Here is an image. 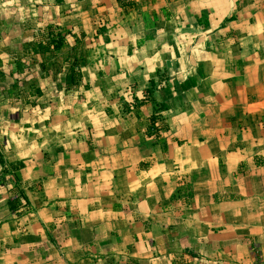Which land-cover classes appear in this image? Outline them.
Masks as SVG:
<instances>
[{
    "label": "crops",
    "instance_id": "1",
    "mask_svg": "<svg viewBox=\"0 0 264 264\" xmlns=\"http://www.w3.org/2000/svg\"><path fill=\"white\" fill-rule=\"evenodd\" d=\"M126 1L0 0V264H264V0Z\"/></svg>",
    "mask_w": 264,
    "mask_h": 264
},
{
    "label": "trees",
    "instance_id": "2",
    "mask_svg": "<svg viewBox=\"0 0 264 264\" xmlns=\"http://www.w3.org/2000/svg\"><path fill=\"white\" fill-rule=\"evenodd\" d=\"M117 2L126 11L135 7V3L130 1L127 2L126 0H117ZM35 34L37 36L41 35L42 39H40L35 45L34 52L40 54L43 60H45L44 57L46 56V54H49V56L56 54V52H58L64 44V39L61 33L55 32L54 28L51 26H48L43 32L37 30ZM69 58L70 59H67L66 62L67 71L65 75V92L74 90L82 84L80 69L85 64L84 59H77L75 56L72 55H69ZM44 65L45 64L43 61L42 67H44ZM150 121L151 124L148 128V133H150L151 131H157L158 129L154 124L156 121H161L160 118L153 115ZM163 123L164 122H161V124ZM162 129H167L165 124H163ZM22 166L23 165L21 163L7 164L4 161L2 154L0 153V174H9L10 172L15 173ZM5 182L6 179L3 180V184H5ZM8 191L11 197L7 202V206L11 212L18 213L19 211L23 210L25 207L28 206V202L24 195V192L22 189H20L16 181H14V185L9 188Z\"/></svg>",
    "mask_w": 264,
    "mask_h": 264
},
{
    "label": "built area",
    "instance_id": "3",
    "mask_svg": "<svg viewBox=\"0 0 264 264\" xmlns=\"http://www.w3.org/2000/svg\"><path fill=\"white\" fill-rule=\"evenodd\" d=\"M0 169H1V167H0ZM24 210H27V207H25V209Z\"/></svg>",
    "mask_w": 264,
    "mask_h": 264
}]
</instances>
